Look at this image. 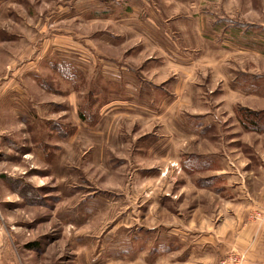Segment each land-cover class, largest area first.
<instances>
[{
	"label": "rangeland",
	"instance_id": "obj_1",
	"mask_svg": "<svg viewBox=\"0 0 264 264\" xmlns=\"http://www.w3.org/2000/svg\"><path fill=\"white\" fill-rule=\"evenodd\" d=\"M240 108L264 113V0H0V264H176L222 208L199 180L264 185Z\"/></svg>",
	"mask_w": 264,
	"mask_h": 264
},
{
	"label": "crops",
	"instance_id": "obj_2",
	"mask_svg": "<svg viewBox=\"0 0 264 264\" xmlns=\"http://www.w3.org/2000/svg\"><path fill=\"white\" fill-rule=\"evenodd\" d=\"M221 173L212 171L213 178H218L215 186L197 188L220 202V215L213 220V213L207 211L204 213L206 226L182 228L176 264H218L231 249L247 252L245 264H264V224L249 220L251 210L262 204V198L254 199V196L264 195V185L255 190L248 182H240L237 176Z\"/></svg>",
	"mask_w": 264,
	"mask_h": 264
},
{
	"label": "trees",
	"instance_id": "obj_3",
	"mask_svg": "<svg viewBox=\"0 0 264 264\" xmlns=\"http://www.w3.org/2000/svg\"><path fill=\"white\" fill-rule=\"evenodd\" d=\"M244 114V118L242 116L240 121L241 127L247 132H254V133H264V113H252L251 111H247L246 109H238L236 114L240 113ZM240 118V115H239ZM218 182V178H211L206 180H199L197 183L199 187H212L216 185Z\"/></svg>",
	"mask_w": 264,
	"mask_h": 264
},
{
	"label": "built area",
	"instance_id": "obj_4",
	"mask_svg": "<svg viewBox=\"0 0 264 264\" xmlns=\"http://www.w3.org/2000/svg\"><path fill=\"white\" fill-rule=\"evenodd\" d=\"M242 258L237 257H230L228 260L229 262L222 263V264H240Z\"/></svg>",
	"mask_w": 264,
	"mask_h": 264
}]
</instances>
